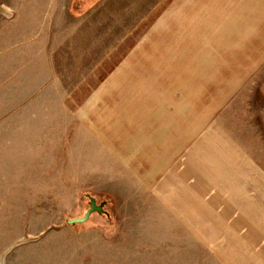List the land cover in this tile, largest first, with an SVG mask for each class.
<instances>
[{
  "label": "rangeland",
  "instance_id": "374dc122",
  "mask_svg": "<svg viewBox=\"0 0 264 264\" xmlns=\"http://www.w3.org/2000/svg\"><path fill=\"white\" fill-rule=\"evenodd\" d=\"M0 5L7 10L0 13V261L264 264V225H238L227 218L232 211L211 210L205 202L158 209L152 191L129 169V145L95 143L93 131L111 125L97 117L119 96L109 80L119 74L126 80L129 25L142 21L141 10L157 8V0ZM253 98V110L262 109ZM251 105L241 120L258 124ZM87 194L104 201L106 212L67 224L84 215Z\"/></svg>",
  "mask_w": 264,
  "mask_h": 264
},
{
  "label": "crops",
  "instance_id": "0c3cea01",
  "mask_svg": "<svg viewBox=\"0 0 264 264\" xmlns=\"http://www.w3.org/2000/svg\"><path fill=\"white\" fill-rule=\"evenodd\" d=\"M157 2L129 25L126 80H109L127 99L104 107L97 123L111 125L93 131L95 143L129 145V169L158 209L205 202L232 211L238 225L262 226L264 0ZM255 94L263 102L256 111L248 102ZM247 103L258 124L241 120Z\"/></svg>",
  "mask_w": 264,
  "mask_h": 264
},
{
  "label": "water",
  "instance_id": "95a60500",
  "mask_svg": "<svg viewBox=\"0 0 264 264\" xmlns=\"http://www.w3.org/2000/svg\"><path fill=\"white\" fill-rule=\"evenodd\" d=\"M0 13H2V14L7 13L6 8L2 5H0ZM86 196L88 198V208L86 209L84 215L80 216V217H74V218L66 219L67 224L71 225V224H76V223H82L85 220H87L88 217L93 212H96L98 214L106 212L103 208L104 207V201L97 203L94 197L90 196L89 194H87ZM1 262H3V259L1 260Z\"/></svg>",
  "mask_w": 264,
  "mask_h": 264
},
{
  "label": "bare ground",
  "instance_id": "6f19581e",
  "mask_svg": "<svg viewBox=\"0 0 264 264\" xmlns=\"http://www.w3.org/2000/svg\"><path fill=\"white\" fill-rule=\"evenodd\" d=\"M2 259H3V258H1V260H2ZM0 264H4V259H3V262L0 261Z\"/></svg>",
  "mask_w": 264,
  "mask_h": 264
},
{
  "label": "trees",
  "instance_id": "16d2710c",
  "mask_svg": "<svg viewBox=\"0 0 264 264\" xmlns=\"http://www.w3.org/2000/svg\"><path fill=\"white\" fill-rule=\"evenodd\" d=\"M73 11H74V8H73Z\"/></svg>",
  "mask_w": 264,
  "mask_h": 264
},
{
  "label": "flooded vegetation",
  "instance_id": "af4514ba",
  "mask_svg": "<svg viewBox=\"0 0 264 264\" xmlns=\"http://www.w3.org/2000/svg\"><path fill=\"white\" fill-rule=\"evenodd\" d=\"M98 203V202H97Z\"/></svg>",
  "mask_w": 264,
  "mask_h": 264
}]
</instances>
